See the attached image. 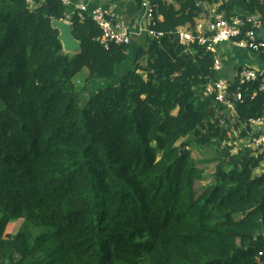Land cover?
<instances>
[{
  "label": "trees",
  "instance_id": "obj_1",
  "mask_svg": "<svg viewBox=\"0 0 264 264\" xmlns=\"http://www.w3.org/2000/svg\"><path fill=\"white\" fill-rule=\"evenodd\" d=\"M67 12L63 0H0V264H264L260 161L233 154L218 118L230 112L205 96L211 54L175 34L216 14L264 23V0L156 2L162 36L131 45L106 46L76 15L75 56L54 26ZM263 78L231 88L240 125L264 119ZM208 146L209 179L193 156Z\"/></svg>",
  "mask_w": 264,
  "mask_h": 264
},
{
  "label": "built area",
  "instance_id": "obj_2",
  "mask_svg": "<svg viewBox=\"0 0 264 264\" xmlns=\"http://www.w3.org/2000/svg\"><path fill=\"white\" fill-rule=\"evenodd\" d=\"M31 8L36 7V0H25ZM167 0H135L139 7L145 12L150 21L153 20V11L156 2H166ZM63 4L69 8L71 0H63ZM80 20L91 18L103 32V44L109 43L119 45H131L133 41V31L125 21L105 12L101 8L90 10L87 4H80L75 15ZM66 22L70 23V20ZM264 27L260 14H253L245 18L233 17L227 19L222 14H216L215 17L205 24L191 29L180 28L175 34L179 37L182 46L190 50V44H196L211 54L213 58V71L217 77L213 78L205 88V96L214 98L216 104L221 105L230 112L228 117H220L219 122L226 130L232 132L236 138H240L239 145L235 150H244L249 152L252 157L260 161V167L264 168V119H251L247 124L239 123L234 101H242V93L237 91L234 97L231 96V88L253 83L263 77L262 72L254 69L241 70L234 81L223 77L224 66L222 60L218 57V49L222 45H232L241 50L261 54L264 50V39L258 37L259 31ZM152 37H161L162 34L147 31ZM259 91L264 92V78L262 79ZM256 93L253 94L255 96ZM240 125L236 130L230 125ZM225 144H223L224 146ZM233 146V145H232Z\"/></svg>",
  "mask_w": 264,
  "mask_h": 264
},
{
  "label": "crops",
  "instance_id": "obj_3",
  "mask_svg": "<svg viewBox=\"0 0 264 264\" xmlns=\"http://www.w3.org/2000/svg\"><path fill=\"white\" fill-rule=\"evenodd\" d=\"M41 1L46 2V0ZM80 4H87L90 10L101 8L105 12L125 21L133 31V37H140L150 29L149 19L135 0H71V6L67 12L68 20L74 17ZM216 8L217 6H214L211 10L216 11ZM184 28L190 30V27ZM258 37L261 40L264 39V27L259 31ZM135 44L138 43L134 42ZM186 51L190 50L186 48ZM218 57L223 62V77L230 81H234L240 71L244 69H254L264 74V50L258 55L232 45H222L218 49ZM87 73V71H84L83 76H87ZM262 174H264L263 167H259L254 171L255 177H259Z\"/></svg>",
  "mask_w": 264,
  "mask_h": 264
},
{
  "label": "rangeland",
  "instance_id": "obj_4",
  "mask_svg": "<svg viewBox=\"0 0 264 264\" xmlns=\"http://www.w3.org/2000/svg\"><path fill=\"white\" fill-rule=\"evenodd\" d=\"M86 76L80 75L75 80L74 89L76 92L82 91L84 87V80ZM74 90V91H75ZM95 90V86H92L91 91ZM238 138L237 142L233 144L234 147H237L239 145ZM217 147H198L193 149V156L199 163V167L202 169H205V176L206 178H211V176L215 173L217 164L213 162V158L216 154ZM238 150L233 151V154L237 153ZM26 226L23 225V220L13 221L10 226L8 227L7 233L10 235H15L19 231L23 230Z\"/></svg>",
  "mask_w": 264,
  "mask_h": 264
},
{
  "label": "water",
  "instance_id": "obj_5",
  "mask_svg": "<svg viewBox=\"0 0 264 264\" xmlns=\"http://www.w3.org/2000/svg\"><path fill=\"white\" fill-rule=\"evenodd\" d=\"M60 32V40L63 44V53L75 56L81 51V44L74 39L71 24L63 21L54 24Z\"/></svg>",
  "mask_w": 264,
  "mask_h": 264
}]
</instances>
